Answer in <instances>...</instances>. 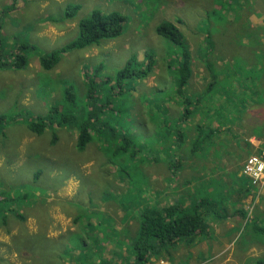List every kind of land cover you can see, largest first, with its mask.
<instances>
[{"label": "rangeland", "instance_id": "1", "mask_svg": "<svg viewBox=\"0 0 264 264\" xmlns=\"http://www.w3.org/2000/svg\"><path fill=\"white\" fill-rule=\"evenodd\" d=\"M94 10L124 15L121 36L61 53L59 64L45 70L41 56L76 40L79 22ZM164 22L178 26L191 52L193 76L183 94L202 101L183 124L176 81L183 49L156 33ZM146 51L154 61L150 75L127 79L98 113L116 134L94 130L86 149L77 148L91 103L88 89L117 90V71L130 59L143 69ZM20 53L27 67L0 69V264H94L120 255L129 264L142 211L159 195L164 201L163 193L146 195L148 177L160 169L168 190L175 183L167 172L170 160L190 157L200 127L213 137L192 162L202 166L208 184L215 192L248 184L240 170L264 146V113H252L264 111V0H0V54L11 63ZM67 90L75 99H67ZM107 91L99 93L102 99ZM52 107H59L56 120L68 121L54 119L41 135L32 133L28 126ZM243 133L244 141L237 137ZM129 135L136 143L128 153L118 151L121 136ZM191 203L185 208L194 210ZM253 230L243 226L236 238ZM159 254L150 264H172L171 250Z\"/></svg>", "mask_w": 264, "mask_h": 264}, {"label": "trees", "instance_id": "2", "mask_svg": "<svg viewBox=\"0 0 264 264\" xmlns=\"http://www.w3.org/2000/svg\"><path fill=\"white\" fill-rule=\"evenodd\" d=\"M69 8L70 7L67 9ZM74 9L79 10L80 8L78 6ZM73 13L71 15L68 14L69 19L76 14V12ZM125 21L126 17L119 12L114 11L110 13H104L101 10H94L89 18L83 19L79 22V37L76 40L68 43L66 46L62 47L60 50L53 51L47 57L41 56L40 65L45 70H52L59 64L61 60V53L69 52L70 50L75 49H84L94 44L98 45L103 40L116 39L123 33ZM156 33L163 36L164 38L169 39L174 45L180 46L183 49L180 55V60H178V71L176 75V81L178 83V95L180 96V94H182L181 98L183 100V104L185 105V113L182 115L181 112L180 117V122L183 124L190 120L193 115L197 114L198 111H200L201 107L199 105L202 103L200 100L201 97L194 99L196 101L195 105V101L191 98V96L185 97L183 94L186 86L193 76V62L191 52L189 50V46L186 44L183 33L174 23L164 22L160 24L156 28ZM21 49L35 50V47L23 44ZM27 66L28 60L22 53L18 54L15 57V61L11 63L4 61L2 55L0 54V69L4 70L8 67L22 69ZM153 66L154 61H152V53L150 51H146L145 65H143V69H137V61L135 59H130L126 63L125 67L117 71L115 75L117 90L113 87L112 91H107L105 89L100 91L101 93L107 91L108 95L106 98L102 99L99 95V90L95 89L94 87H90V89H88V102L90 101L91 103L88 106L86 121L83 123L82 129L79 133L77 148L80 150L86 149L87 145H89L94 138L92 132L94 130L101 131L108 136L111 132L116 134L117 130H115L109 122L103 121L102 124L100 123L102 116L98 115V113L109 108L110 104L113 103L109 100L111 97H113L115 101L117 94L121 93V91L124 89L123 86L127 79L146 78L152 72ZM107 81L112 82L110 79H107ZM90 82L94 83L93 81ZM118 87L121 89H118ZM66 97L67 99H70V101L75 99V95L72 94L70 90H67ZM100 99H102L103 102L99 106L97 102ZM112 109L115 110L113 107ZM58 110L59 107H52L49 116L38 118L36 122H33L28 126L29 130L32 133L41 135L47 126L54 122V119H58V115H54V113ZM56 121L58 122V125H61L68 120L67 117H63L62 120ZM200 131L204 133V128L200 127L198 132ZM203 133H200L193 143L190 153V157H192V159L197 155V152L202 149V146L213 137L212 133L208 134L207 136L203 135ZM175 137L180 141L181 137L179 135H175ZM119 138L120 137L117 139ZM121 138L122 145L119 146L118 151L128 153V149L131 148L136 143V141L133 140L131 135L121 136ZM185 142L186 140L182 143ZM263 152L264 146L261 147L259 152L255 155L262 156ZM137 155L138 151H134L132 153V156L134 157ZM188 159L189 158L187 156H182L180 161H178V159H176L177 162H175V160H170L169 163L174 175L177 173L178 168L185 165ZM214 203L215 202L205 200L204 198L198 205L195 206L194 210H188L180 205L145 208V210L142 211L141 226L135 241L136 253L134 264H150L152 257L162 253L163 251L169 252V248L173 244L180 242L183 239H189L195 236L201 238L207 237L209 234L210 224L206 219L205 212L201 210L205 204L211 205L212 208L216 207ZM211 212V210L208 211V213Z\"/></svg>", "mask_w": 264, "mask_h": 264}, {"label": "crops", "instance_id": "3", "mask_svg": "<svg viewBox=\"0 0 264 264\" xmlns=\"http://www.w3.org/2000/svg\"><path fill=\"white\" fill-rule=\"evenodd\" d=\"M220 106L222 105L217 104V107ZM252 113L262 115L264 111L255 110ZM259 123L264 125V119H261ZM244 135V133L243 135L238 134L237 137L240 136L239 138L244 141L246 140ZM252 138L258 139V143L262 141L260 135L254 134ZM259 147L258 149L260 150L261 148ZM188 158L186 162L188 165L178 168L175 175L171 166H168L167 172L173 176L175 182L172 186L168 185V190L163 191L166 184L162 182L160 169L153 176L148 177L150 182L149 185L146 182L145 186H148L144 189L148 196H151V193L156 195L164 194V201H161L159 195L153 203H147V208L180 205L189 209L192 204L191 200L195 207L204 198L215 202L216 207L212 208L211 205L205 204L201 210L203 212L212 211L205 215L206 219L211 223L208 236L202 238L195 236L173 244L170 247L171 254L169 255L172 264H229L228 261H232L235 264H264V190L252 188L247 180L248 184H240L234 189L233 187L227 188L223 186L221 191L215 192L212 186L208 184L207 174L202 173V166H197L198 163L192 162L196 161L197 158ZM206 164L208 163L206 162ZM193 169H197L196 173H192ZM240 174L242 175V168ZM225 182L227 185L229 184L228 180ZM117 215L125 218V213L122 211H119ZM243 226H245V229L251 228L254 230L250 235L246 233V237L243 240L245 233L240 239H237L238 230ZM229 233L231 234L228 235ZM105 248L111 250V252L115 250L122 251L112 244H106ZM86 249L93 251L92 248L86 247ZM230 250L232 251L230 258L223 256L226 251ZM215 251H219V253L215 254ZM130 260L129 264H134L135 259L131 258ZM160 260V264H166L162 259ZM104 262L108 264H124L121 255L119 258L112 257L103 261H96L94 264H104ZM156 262L151 264H157ZM82 264H87V262L83 261Z\"/></svg>", "mask_w": 264, "mask_h": 264}, {"label": "built area", "instance_id": "4", "mask_svg": "<svg viewBox=\"0 0 264 264\" xmlns=\"http://www.w3.org/2000/svg\"><path fill=\"white\" fill-rule=\"evenodd\" d=\"M242 174L251 182V185L264 188V156L251 155L245 162Z\"/></svg>", "mask_w": 264, "mask_h": 264}, {"label": "clouds", "instance_id": "5", "mask_svg": "<svg viewBox=\"0 0 264 264\" xmlns=\"http://www.w3.org/2000/svg\"><path fill=\"white\" fill-rule=\"evenodd\" d=\"M252 155H253V154H252ZM249 157H250V156H249ZM249 157H248V158H249ZM248 158H247V159H248ZM247 159H246V160H247ZM245 162H246V161H245ZM244 164H245V163H244ZM242 169H243V167H242ZM242 176H243V174H242ZM248 180H249V179H248ZM249 182H250V181H249ZM250 184H251V182H250ZM251 186H252V185H251ZM252 188L259 190L258 187H254V186H252ZM249 215H250V214H249Z\"/></svg>", "mask_w": 264, "mask_h": 264}]
</instances>
